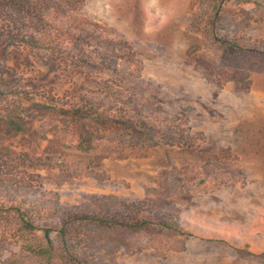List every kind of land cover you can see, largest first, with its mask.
<instances>
[{"label":"rangeland","instance_id":"374dc122","mask_svg":"<svg viewBox=\"0 0 264 264\" xmlns=\"http://www.w3.org/2000/svg\"><path fill=\"white\" fill-rule=\"evenodd\" d=\"M210 1L85 3L102 34L94 44L107 53L106 66L118 68L143 99L182 114L202 139L197 149L121 156L105 145L95 154L103 159L94 161L76 148L71 119L47 105L75 104L83 80L27 51L6 63L11 85L35 100L24 113V132L0 131V145L44 160L26 179L29 197H45L55 211L44 225L56 227L59 214L77 208L129 225L143 215L155 221L151 215L160 211L178 226H77L75 244L87 264H264V0L224 1L214 31L238 47L234 52L199 32L209 26ZM36 235L41 240L42 232ZM51 236L56 241V232ZM21 245L0 246V264H46Z\"/></svg>","mask_w":264,"mask_h":264},{"label":"trees","instance_id":"16d2710c","mask_svg":"<svg viewBox=\"0 0 264 264\" xmlns=\"http://www.w3.org/2000/svg\"><path fill=\"white\" fill-rule=\"evenodd\" d=\"M224 1H210L209 26L198 31L225 52H234L238 47L218 40L214 31ZM85 3L86 0H0V101L7 102L0 108V131L17 136L25 130L24 113L35 98L11 85L6 63L13 53L27 51L51 58L66 76L83 80L75 104L47 105L71 119L76 148L92 155L94 161L103 159L95 154L105 145L110 152L115 150L121 156L126 150L200 148V135L181 118L182 114L170 115L159 105L143 99L118 68L106 66L107 53L94 44L102 34L98 25L87 18ZM12 98H16L13 104L9 102ZM43 162L40 157L0 145V246L17 240L22 242L24 252L46 264H55L60 259L87 264L89 256L75 244L82 236L77 226L122 227L131 223L114 222L107 216L75 208L59 214L56 227L44 225L55 216V211L45 205V197H29L28 191L33 190V185L26 180ZM146 210L149 213L155 207L149 205ZM151 216H155L156 222L143 215L129 226L149 229L152 225H161L178 230L160 211ZM38 231L42 232L41 240L37 239ZM52 232H56V241Z\"/></svg>","mask_w":264,"mask_h":264}]
</instances>
